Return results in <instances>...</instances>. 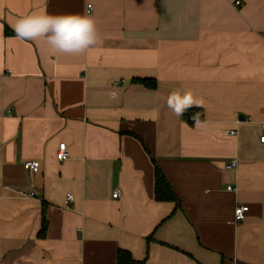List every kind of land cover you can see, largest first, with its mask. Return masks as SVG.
<instances>
[{
  "label": "crops",
  "instance_id": "obj_1",
  "mask_svg": "<svg viewBox=\"0 0 264 264\" xmlns=\"http://www.w3.org/2000/svg\"><path fill=\"white\" fill-rule=\"evenodd\" d=\"M34 12H87L102 44L16 39ZM174 91L203 100L199 126ZM261 121L264 0H0V264H264ZM155 166L176 202L155 200Z\"/></svg>",
  "mask_w": 264,
  "mask_h": 264
},
{
  "label": "clouds",
  "instance_id": "obj_2",
  "mask_svg": "<svg viewBox=\"0 0 264 264\" xmlns=\"http://www.w3.org/2000/svg\"><path fill=\"white\" fill-rule=\"evenodd\" d=\"M15 38L24 41L43 42L55 54L78 56L90 48L102 44L95 18L84 14L49 15L34 12L22 16L12 25ZM117 93L112 98H117ZM203 100L194 97L191 91L171 92L167 97L168 108L182 117L192 107H203ZM200 112L193 114L194 124L199 126Z\"/></svg>",
  "mask_w": 264,
  "mask_h": 264
},
{
  "label": "trees",
  "instance_id": "obj_3",
  "mask_svg": "<svg viewBox=\"0 0 264 264\" xmlns=\"http://www.w3.org/2000/svg\"><path fill=\"white\" fill-rule=\"evenodd\" d=\"M138 83H141L146 88H155L156 83L152 78H137L135 79ZM200 112V118L202 117V112L197 109H189L188 115ZM187 117V113L185 114ZM154 198L156 201H174L176 202V197L172 190L170 189L164 175L161 173L158 167L155 166L154 169ZM45 222L42 218L41 232L44 230ZM116 264H143L142 260L133 259L127 250L119 249L116 257Z\"/></svg>",
  "mask_w": 264,
  "mask_h": 264
},
{
  "label": "built area",
  "instance_id": "obj_4",
  "mask_svg": "<svg viewBox=\"0 0 264 264\" xmlns=\"http://www.w3.org/2000/svg\"><path fill=\"white\" fill-rule=\"evenodd\" d=\"M239 4V1H235V5H238ZM88 9H91V6H88ZM192 116L193 114L191 115V120L192 119ZM259 128H260V132H259V142L261 143H264V121H261L259 123ZM225 133L229 136H234L236 135L237 131L235 129H228L225 131ZM68 155H67V152H66V148H65V144L64 143H60L58 145V149H57V152H56V159L58 161H63L65 159H67ZM38 161H35V160H27L23 163V168L25 170H27L28 172L30 173H34L37 168H38ZM237 165V161L236 160H232L230 161V163L226 164L225 165V168L226 169H230V168H233ZM228 190H235L234 187H231V186H228L227 187ZM120 194V191L118 189H115L113 192H112V197L113 198H117ZM29 196H33L34 193L31 192L28 194ZM73 200V196L71 194H67L66 195V205L68 206L69 203ZM248 210V206L247 205H244V204H237L233 210V216H234V221L235 222H238L240 220H242L244 217H245V213L247 212Z\"/></svg>",
  "mask_w": 264,
  "mask_h": 264
}]
</instances>
